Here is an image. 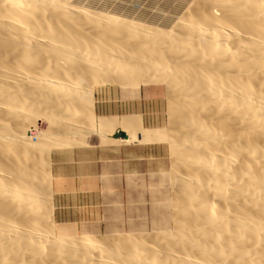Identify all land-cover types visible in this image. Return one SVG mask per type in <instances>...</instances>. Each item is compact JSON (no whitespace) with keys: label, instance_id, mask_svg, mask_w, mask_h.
<instances>
[{"label":"bare ground","instance_id":"bare-ground-1","mask_svg":"<svg viewBox=\"0 0 264 264\" xmlns=\"http://www.w3.org/2000/svg\"><path fill=\"white\" fill-rule=\"evenodd\" d=\"M75 2L0 0V264H264V0H146L135 16ZM140 83L167 103L160 232L55 236L48 151L95 130L94 86ZM116 119L101 133L145 141Z\"/></svg>","mask_w":264,"mask_h":264},{"label":"rangeland","instance_id":"rangeland-1","mask_svg":"<svg viewBox=\"0 0 264 264\" xmlns=\"http://www.w3.org/2000/svg\"><path fill=\"white\" fill-rule=\"evenodd\" d=\"M75 3L93 10L135 16L146 0ZM92 98L95 130L91 127L87 134H68L67 147H51L48 151L46 169L52 185V216L54 213L58 222L53 234L66 238L88 234L103 239L160 232L154 226L167 219L166 204L171 196L167 142L158 136L164 133L168 121L164 86L99 84L94 86ZM113 117L123 121L137 118L140 122L136 137L145 141L123 142L127 134L121 138L118 127L111 133H101L99 119ZM46 121L36 124L37 131L48 129ZM83 126L78 130H84ZM32 131V126L27 127L24 136L34 141Z\"/></svg>","mask_w":264,"mask_h":264},{"label":"crops","instance_id":"crops-1","mask_svg":"<svg viewBox=\"0 0 264 264\" xmlns=\"http://www.w3.org/2000/svg\"><path fill=\"white\" fill-rule=\"evenodd\" d=\"M122 131V130H121ZM123 132V131H122ZM124 134H126L125 132H123ZM53 215H54V220H55V228H57L58 227V222H57V219H56V216H55V214L53 213ZM59 224H62V223H60L59 222Z\"/></svg>","mask_w":264,"mask_h":264},{"label":"water","instance_id":"water-1","mask_svg":"<svg viewBox=\"0 0 264 264\" xmlns=\"http://www.w3.org/2000/svg\"><path fill=\"white\" fill-rule=\"evenodd\" d=\"M125 134L123 132H120V137L124 138Z\"/></svg>","mask_w":264,"mask_h":264}]
</instances>
